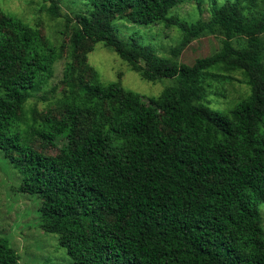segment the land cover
Here are the masks:
<instances>
[{
    "label": "trees",
    "instance_id": "1",
    "mask_svg": "<svg viewBox=\"0 0 264 264\" xmlns=\"http://www.w3.org/2000/svg\"><path fill=\"white\" fill-rule=\"evenodd\" d=\"M84 1L64 16L71 32L60 45L0 9V151L23 174L18 190L41 199L44 231L58 234L72 264H264V0H211L210 17L193 22L170 12L186 2L202 10L205 0ZM47 10L62 15L59 0ZM118 17L175 25L182 42L161 57L134 34L121 38ZM204 34L222 35L221 48L178 61ZM90 42L148 80L173 79L159 96L163 124L140 93L86 69ZM54 56L65 58L69 95L60 116L36 126L22 113ZM218 68L241 70L250 86L227 111L210 105L203 84ZM35 135L59 151L40 150ZM19 260L0 235V264Z\"/></svg>",
    "mask_w": 264,
    "mask_h": 264
},
{
    "label": "rangeland",
    "instance_id": "2",
    "mask_svg": "<svg viewBox=\"0 0 264 264\" xmlns=\"http://www.w3.org/2000/svg\"><path fill=\"white\" fill-rule=\"evenodd\" d=\"M61 16L51 14L47 8L50 0H0V9L14 13L41 33L55 45L68 42L71 30L65 27L66 14L74 16L87 8L84 0H59ZM223 0H218L222 4ZM213 2L205 0L202 10L195 2H186L175 6L170 14H177L190 22L200 18L208 19L213 10ZM114 27L123 39H130L134 34L144 43L156 47L161 57H171L172 49L182 42L183 34L179 27L159 23H137L126 18L115 19ZM222 35L204 34L188 43L176 57L178 61L193 64L198 57L208 56L221 48ZM264 41V34H263ZM237 44V41L235 42ZM86 69H93L102 83L121 82L126 89L140 93L143 102L154 105L159 110L158 124H163L168 110L161 104L159 96L165 87L173 83L171 78L148 80L140 70L135 69L113 48L104 42H90ZM65 58L54 56L49 63L52 74L38 81L31 89V97L23 110V120L38 126L45 114L60 116L69 95V86L62 81ZM203 84L207 90L210 105L218 110L227 111L250 92L247 77L241 70L224 72L213 69ZM3 93L0 88V94ZM36 110L35 116L32 113ZM43 115V116H42ZM23 127L26 125H22ZM37 147L49 153H57L59 146L45 145L40 137L33 136ZM23 174L0 151V235L7 236L20 254L17 264H72V259L65 248L59 244V236L47 233L41 225L38 195L19 191ZM264 227V204L261 205Z\"/></svg>",
    "mask_w": 264,
    "mask_h": 264
}]
</instances>
